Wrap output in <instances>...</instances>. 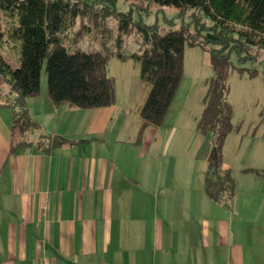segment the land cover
Here are the masks:
<instances>
[{
	"label": "crops",
	"instance_id": "obj_1",
	"mask_svg": "<svg viewBox=\"0 0 264 264\" xmlns=\"http://www.w3.org/2000/svg\"><path fill=\"white\" fill-rule=\"evenodd\" d=\"M26 103L41 130L13 154L0 105V264H264V203L253 212L238 190L226 206L189 180L177 193L116 100L82 109L41 88ZM42 135L90 140L46 153Z\"/></svg>",
	"mask_w": 264,
	"mask_h": 264
},
{
	"label": "trees",
	"instance_id": "obj_2",
	"mask_svg": "<svg viewBox=\"0 0 264 264\" xmlns=\"http://www.w3.org/2000/svg\"><path fill=\"white\" fill-rule=\"evenodd\" d=\"M142 2L173 8L180 26L161 33L156 24L135 21L132 8L117 10L115 0H0V48L15 41L20 54L15 66L0 54V105L12 114L9 154L31 145L28 136L41 130L30 117L26 101L40 92L43 66L47 95L53 103L91 109L115 102L114 79L106 72L108 60L115 56L139 61L140 77L150 85L139 111V140L147 126L160 125L164 119L181 80L185 46H199L209 54L213 70L197 121V128L210 140L203 186L209 198L228 206L236 194L221 157L223 141L233 129L227 101V74L233 68L230 56L235 52L239 63H250V69L239 67V72L257 74L259 62L264 60V0H135L136 5ZM106 18L117 21L113 44L106 40L112 35L104 24ZM93 29L99 36L96 50H83L68 38L72 30L84 36ZM132 30L140 37V48L126 53L121 50L124 36ZM114 44L118 49H111ZM89 140L42 135L36 144L49 153Z\"/></svg>",
	"mask_w": 264,
	"mask_h": 264
},
{
	"label": "rangeland",
	"instance_id": "obj_3",
	"mask_svg": "<svg viewBox=\"0 0 264 264\" xmlns=\"http://www.w3.org/2000/svg\"><path fill=\"white\" fill-rule=\"evenodd\" d=\"M88 1L92 3L99 0ZM138 6L147 9L135 8ZM114 7L123 12L132 8L135 21L141 19L146 24H156L161 33L180 26L181 20L176 18L175 10L171 7H158L151 2L136 5L135 0H115ZM104 24L112 29V35L106 39L107 43H115L116 19L106 18ZM76 31L72 30L68 38L83 50L99 48L96 29L84 36L77 35ZM139 40V35L132 30L124 36L121 50L126 53L138 50ZM111 47L113 50L118 49L115 44ZM0 54L15 66L20 55L19 44L11 40L5 42L0 48ZM230 59L233 68L227 74V101L232 108L233 129L222 144V168L229 170L244 206L250 202V210L256 212L262 210L259 204L264 203V60L259 62L257 74L249 76L247 71H238L239 67L250 69L249 62L239 63L235 52L231 53ZM106 72L114 79L115 100L123 107V114L129 117L132 125L138 124V133L139 111L150 88L140 77L139 61L113 56L107 62ZM212 76L209 54L199 46L186 45L181 80L164 119L160 125L147 126L142 134L145 146L148 144L150 149L154 148L159 153L158 164L161 165L162 176L168 167L174 169L177 184L180 185L176 189L177 193L183 192L185 181L189 180L192 189L205 194L203 177L210 140L197 128V121L204 107L207 80ZM41 88L46 92L44 66L41 70ZM240 210L248 213L239 207Z\"/></svg>",
	"mask_w": 264,
	"mask_h": 264
}]
</instances>
